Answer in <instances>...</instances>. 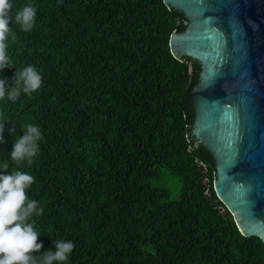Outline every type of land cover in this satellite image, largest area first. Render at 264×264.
Returning a JSON list of instances; mask_svg holds the SVG:
<instances>
[{"label":"trees","instance_id":"trees-1","mask_svg":"<svg viewBox=\"0 0 264 264\" xmlns=\"http://www.w3.org/2000/svg\"><path fill=\"white\" fill-rule=\"evenodd\" d=\"M37 9L34 28L8 41L17 69L32 65L43 85L15 103L0 100L8 159L27 124L43 141L24 171L43 244L75 247L66 264H264V243L246 237L218 199L215 163L192 135L191 92L201 66L170 50L185 16L163 0H12ZM15 67L0 78L13 83ZM15 127V134L8 129ZM180 183L171 198L157 181ZM0 174L7 172L0 170ZM156 181V184L153 182Z\"/></svg>","mask_w":264,"mask_h":264},{"label":"water","instance_id":"water-1","mask_svg":"<svg viewBox=\"0 0 264 264\" xmlns=\"http://www.w3.org/2000/svg\"><path fill=\"white\" fill-rule=\"evenodd\" d=\"M163 2L186 18L172 55L201 66L194 145L210 152L216 195L240 232L264 243V0Z\"/></svg>","mask_w":264,"mask_h":264},{"label":"clouds","instance_id":"clouds-1","mask_svg":"<svg viewBox=\"0 0 264 264\" xmlns=\"http://www.w3.org/2000/svg\"><path fill=\"white\" fill-rule=\"evenodd\" d=\"M37 9L29 4L13 12L12 0H0V72L5 68L15 67L8 54V41L17 39L11 25L15 23L21 32H30L35 25ZM16 68V67H15ZM17 69V68H16ZM43 77L35 66L29 65L17 69L13 83L8 85L6 79L0 78V100L5 97L13 103L22 94L31 96L41 89ZM4 120L0 123V144L6 143ZM23 135L18 136L10 153L11 159H6L0 170L8 174H0V264H66L74 250L70 240H53L54 251L49 249L43 255L35 253L44 247L39 242L41 236L35 228L34 216L43 214L39 202L29 199L28 191L35 183L33 175L16 170L9 172V161L17 167L33 164L40 151V142L44 137L41 128L35 124H27L22 128ZM15 134V127L8 129Z\"/></svg>","mask_w":264,"mask_h":264},{"label":"rangeland","instance_id":"rangeland-1","mask_svg":"<svg viewBox=\"0 0 264 264\" xmlns=\"http://www.w3.org/2000/svg\"><path fill=\"white\" fill-rule=\"evenodd\" d=\"M153 183L156 184V181ZM156 185L158 187L166 188L171 198L176 197L180 191L179 181L174 175H170L168 173L159 178Z\"/></svg>","mask_w":264,"mask_h":264}]
</instances>
